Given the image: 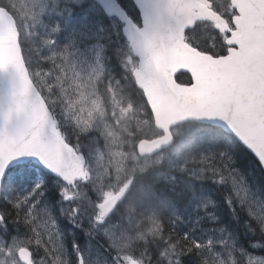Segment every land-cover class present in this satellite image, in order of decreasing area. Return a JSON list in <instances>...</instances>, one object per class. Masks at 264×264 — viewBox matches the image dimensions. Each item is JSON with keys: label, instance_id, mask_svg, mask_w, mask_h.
Here are the masks:
<instances>
[{"label": "snow or ice", "instance_id": "obj_1", "mask_svg": "<svg viewBox=\"0 0 264 264\" xmlns=\"http://www.w3.org/2000/svg\"><path fill=\"white\" fill-rule=\"evenodd\" d=\"M242 152L264 0H0V264H264Z\"/></svg>", "mask_w": 264, "mask_h": 264}, {"label": "trees", "instance_id": "obj_2", "mask_svg": "<svg viewBox=\"0 0 264 264\" xmlns=\"http://www.w3.org/2000/svg\"><path fill=\"white\" fill-rule=\"evenodd\" d=\"M237 162L245 171H252L254 175L259 176L261 182L260 184L261 186H264V174L262 170L256 167V162L254 158L251 157L250 154L242 152L240 155H238ZM223 210L226 213L227 210L226 209ZM225 218H227V216H225Z\"/></svg>", "mask_w": 264, "mask_h": 264}, {"label": "rangeland", "instance_id": "obj_3", "mask_svg": "<svg viewBox=\"0 0 264 264\" xmlns=\"http://www.w3.org/2000/svg\"><path fill=\"white\" fill-rule=\"evenodd\" d=\"M251 175H254V173L251 171Z\"/></svg>", "mask_w": 264, "mask_h": 264}]
</instances>
